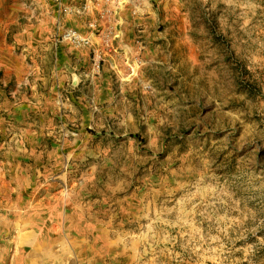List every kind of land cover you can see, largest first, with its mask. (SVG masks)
Listing matches in <instances>:
<instances>
[{
  "label": "rangeland",
  "instance_id": "374dc122",
  "mask_svg": "<svg viewBox=\"0 0 264 264\" xmlns=\"http://www.w3.org/2000/svg\"><path fill=\"white\" fill-rule=\"evenodd\" d=\"M0 264H264V0H0Z\"/></svg>",
  "mask_w": 264,
  "mask_h": 264
}]
</instances>
